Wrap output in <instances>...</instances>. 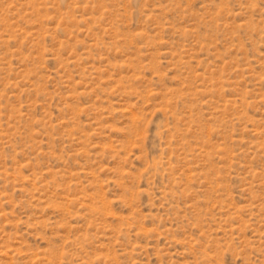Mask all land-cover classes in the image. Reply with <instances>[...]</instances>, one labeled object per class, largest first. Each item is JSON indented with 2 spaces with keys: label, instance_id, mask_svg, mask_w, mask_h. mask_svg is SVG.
<instances>
[{
  "label": "rangeland",
  "instance_id": "374dc122",
  "mask_svg": "<svg viewBox=\"0 0 264 264\" xmlns=\"http://www.w3.org/2000/svg\"><path fill=\"white\" fill-rule=\"evenodd\" d=\"M0 264H264V0H0Z\"/></svg>",
  "mask_w": 264,
  "mask_h": 264
}]
</instances>
